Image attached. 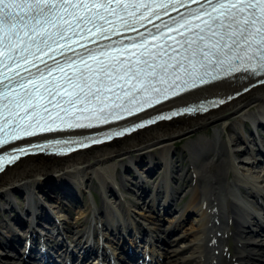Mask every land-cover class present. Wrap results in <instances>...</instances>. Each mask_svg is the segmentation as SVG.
<instances>
[{
	"label": "bare ground",
	"instance_id": "bare-ground-1",
	"mask_svg": "<svg viewBox=\"0 0 264 264\" xmlns=\"http://www.w3.org/2000/svg\"><path fill=\"white\" fill-rule=\"evenodd\" d=\"M238 89L240 88L235 85L226 84L213 92L227 94ZM256 121H264V85L233 98L203 116L182 117L155 124L110 144L62 158L25 157L0 174V195L8 197L15 189L25 190L29 192L31 200L27 205L33 206V210L37 212L44 205L34 199L40 195L36 190L43 184L50 189H56L52 186L57 185L58 181L81 186L93 177L99 183L102 207L95 209V203L90 197L92 193L89 194L86 189L87 205L80 208L73 223L92 211L93 215L101 219V224L98 220L95 221L96 226L120 224L121 232L132 234L130 238L149 235L152 245L159 247L155 253L159 264H229L231 260L234 264H264V210H253L250 204L255 201L250 199L248 205L245 203L246 196L240 193L241 187L245 186L246 191L251 194L250 198H264V161L259 160L255 146L261 148L262 142L258 135L254 132L247 133L245 129L249 122L256 129ZM201 132L206 134L194 139L193 135ZM184 139L186 140L180 149L190 158V169L179 174L180 170L173 166V157L176 158L175 151H179L178 142ZM137 160L146 162L152 169L159 164L161 166L156 167L158 171L155 173H146L147 165L138 167L134 176L137 180L135 185V182L127 181V175L126 180L124 178L118 182L117 169L135 166L134 161ZM144 169L146 174H151L150 178L142 174ZM174 176L182 178V182L186 184L179 192L169 187L170 179ZM122 188L132 190L135 197L130 193H126L129 196L124 194L120 191ZM111 190L115 191L116 197L110 193ZM157 191H164L167 197L165 199H169L170 203L173 201L170 198L180 200V197L190 192L186 204L176 210L163 225L159 222L163 218L156 215L155 218L152 210L151 214L144 210V206H147L145 200L140 198L141 194L148 195ZM7 200L11 199L8 197ZM46 204L55 225L59 227L61 222H66L71 226L72 221L68 222L57 210L62 208L60 201L53 199ZM227 204H230L231 215L227 214ZM7 205L8 210L16 209L11 201ZM189 212L190 217L186 220ZM230 218L233 220L232 227L228 223ZM4 223L5 221H0V225H4L3 229L1 227L2 231H6ZM79 226L81 225L65 230L61 247L55 249L56 254L60 253L62 258L72 260V254L67 251L62 254L66 245L70 244L86 252L87 258L83 264H96L91 259L95 251L106 252L115 248L114 242L110 243L111 238L104 234L101 247H95L92 240L89 241L91 226ZM172 229H178L173 240L168 244L159 243V232H169ZM45 237L49 239V235ZM230 238L234 241V255L231 259L228 257ZM6 246L0 249V264H21L26 245L17 252L14 250L12 257L6 255L9 253ZM150 251L154 253L153 248ZM32 253L34 251L29 248L27 254ZM73 262L71 264H75L77 259Z\"/></svg>",
	"mask_w": 264,
	"mask_h": 264
},
{
	"label": "snow or ice",
	"instance_id": "snow-or-ice-1",
	"mask_svg": "<svg viewBox=\"0 0 264 264\" xmlns=\"http://www.w3.org/2000/svg\"><path fill=\"white\" fill-rule=\"evenodd\" d=\"M195 2L200 6L192 10L190 15L200 20V23L193 26L190 22L182 19L176 21L178 27L175 29L179 31L183 28L189 33L185 36L181 32L180 34L185 38L178 41L184 48L183 58L188 61L189 67H185L180 61L177 63L190 78L191 87H196L197 79L201 83L205 82L202 75L198 76L197 66L205 69L204 74L206 75L207 67L213 62L222 65L227 60L232 67V60L239 59L243 64L245 58L250 61L253 56H257L259 63L256 68L264 70V0H205V3L195 0ZM152 7L153 5L145 4L142 0H93L92 3H84L83 0L80 3H71V0H64L63 3H57L54 0H0V51L4 57L0 63H4L7 68L11 67V64L5 63V61H11L18 68L21 61L29 62V56L39 59L37 53L52 49L54 44L59 43L56 37H59L60 40L65 39L63 35L65 31L72 30L73 36L78 35L72 28V24L65 20L59 11L74 16L77 27H80L81 24L91 25V27L82 29L83 31L99 30V35L107 38L105 35L107 30L102 24L97 23V19L103 20L105 24L112 23L105 13L109 15L124 13L132 21H136V10L140 8L147 10ZM160 7L166 8L168 5H160ZM69 8L86 9L87 14L76 16L75 13L68 12ZM94 9L96 11H93ZM100 9H103V12L99 11ZM143 16L142 13L141 18ZM120 18L123 19V17ZM64 25H67V28ZM49 27L55 31H48ZM131 47H140L142 50L133 52L126 59H121L119 56H108L103 52L97 54L95 49H88L87 57L77 54L79 63L83 67L75 68L70 74L65 72L64 66L59 61H55L54 66L44 62L45 67L43 69L37 67V72L31 73V79L28 80V83H33L38 77L40 83H33L31 89L25 88V91L18 93L10 103L14 105L15 109H21L24 105H28L29 107L24 109V116H28L34 114L38 107L47 111V104L39 103L47 96L49 104L54 103V106L59 107L67 114L78 102L87 100L89 96L99 98L102 91H111V87L105 84V80L111 81L112 84H115L117 80H123L125 83L132 80L135 82L130 85L132 89H136L137 84L141 86L136 89L137 91H160L150 83V80L159 76V79L163 81L169 74L168 69H175L176 65L165 61L160 66V72L157 73L155 59L163 54V46L157 44L156 51L153 52L148 48L147 41L141 40L139 45L133 44ZM33 48H35V52L31 51ZM127 48L128 46H125L126 51ZM229 53L232 55L229 56ZM98 55L103 58H97ZM174 58L169 57V59ZM89 60L94 63L90 64ZM66 63L74 66L76 61L68 58ZM125 64L127 66H124ZM256 68H253V71H256ZM54 71L60 75L52 76ZM49 77L52 78L49 79ZM177 78H179L178 73ZM8 79L9 84L25 87L24 77H20V80L11 77ZM184 83L189 84V81L186 80ZM93 85L96 86L94 90ZM4 88L7 90L9 85L5 84ZM37 91L39 95L36 94ZM3 95L5 100H8L6 92ZM57 97L58 99H56ZM63 105L68 107H63ZM100 111L103 112V108ZM14 114L19 116V112ZM110 114L118 115V113ZM102 118L107 120V116ZM30 126L29 124L28 127ZM75 126L84 127L80 124ZM138 126L142 127L143 125ZM49 130H51L50 126ZM31 134L29 132V135ZM19 151L23 152L24 149ZM15 159L16 157H11L9 162L11 163ZM2 170L0 168V171Z\"/></svg>",
	"mask_w": 264,
	"mask_h": 264
},
{
	"label": "rangeland",
	"instance_id": "rangeland-1",
	"mask_svg": "<svg viewBox=\"0 0 264 264\" xmlns=\"http://www.w3.org/2000/svg\"><path fill=\"white\" fill-rule=\"evenodd\" d=\"M208 132V131H207ZM203 134H206V132H201V133H197V134H194L193 135V137H194V139L195 138H198L199 137V135H203ZM208 135V134H207ZM185 140L186 139H184V140H182V141H179L178 142V145H177V149H179V151L178 150H176L175 151V154H176V164L175 163H173V166L178 170H180V173L179 174H184L188 169H190L189 168V166H188V168L186 169V167H187V164L184 166V167H182V168H180V164H181V160H180V158L182 157V156H186V152H182L181 151V149H180V147L182 146V143H184L185 142ZM189 171H191V170H189ZM190 172H188V174H189ZM144 174V173H143ZM127 177V176H126ZM132 177V176H131ZM131 177H129L128 176V178H130V179H132L133 181H135L133 178H131ZM175 184V185H174ZM182 184V181H181V179H179V181H178V184H176L175 182L173 183V186H177V185H181ZM185 185V183H183L182 185H181V187H183ZM185 188V186L183 187V189ZM173 189V188H172ZM174 190H176V191H178L179 192V190H177L176 188L174 189ZM127 196H129V194H126ZM19 202H20V200H18ZM186 200H183V201H181V199L180 200H176L174 203H178L177 204V208H179V207H181L182 206V204L185 202ZM180 209V208H179ZM8 214V213H7ZM60 214H62L61 216L62 217H65L66 218V220L69 222V221H72V218L75 216V214L74 215H68V214H65L64 212H60ZM88 218V219H87ZM83 223L82 225L84 226V225H89V222H90V218L89 217H86V219H85V221H83V220H81V221H79V220H77V222L76 223H73V221H72V223H71V226H75L77 223ZM67 226V225H66ZM70 225H69V228L71 227ZM82 226V227H83ZM233 225H231V227H232ZM68 227V226H67ZM178 232L176 231V232H174L172 235H166V234H163V235H166L167 236V239L168 240H171L172 239V237H174L176 234H177ZM253 239V238H252ZM228 248H229V251H228V257L231 259L232 257H233V255H234V241H233V239L232 238H230V242H229V246H228ZM229 259V260H230ZM232 261V262H231ZM230 261V263L229 264H234L233 263V260H231ZM22 264V263H21Z\"/></svg>",
	"mask_w": 264,
	"mask_h": 264
}]
</instances>
